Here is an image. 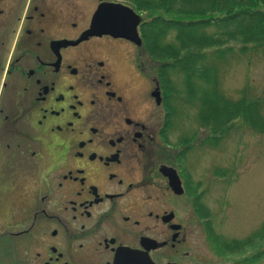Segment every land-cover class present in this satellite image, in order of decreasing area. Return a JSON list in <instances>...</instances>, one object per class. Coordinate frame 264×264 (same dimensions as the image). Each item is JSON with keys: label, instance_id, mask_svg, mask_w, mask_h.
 Wrapping results in <instances>:
<instances>
[{"label": "flooded vegetation", "instance_id": "obj_1", "mask_svg": "<svg viewBox=\"0 0 264 264\" xmlns=\"http://www.w3.org/2000/svg\"><path fill=\"white\" fill-rule=\"evenodd\" d=\"M146 20L132 0H0V242L14 250L1 262L199 264V225L215 256L230 255L216 251L191 151L169 146L176 96L143 47ZM121 65L141 88L121 82Z\"/></svg>", "mask_w": 264, "mask_h": 264}, {"label": "trees", "instance_id": "obj_2", "mask_svg": "<svg viewBox=\"0 0 264 264\" xmlns=\"http://www.w3.org/2000/svg\"><path fill=\"white\" fill-rule=\"evenodd\" d=\"M145 11L146 22L140 32L143 47L150 59L159 64L157 74L168 95H179L171 75L183 78L187 103L198 105L197 119L209 137L203 144L219 142L233 122L241 120L249 129L264 132L262 103L242 96L238 100L224 97L217 89L215 63L230 53L229 43L264 50V0H132ZM172 34V35H171ZM213 52V62L207 53ZM215 62V63H214ZM163 76V79H162ZM166 104L168 119L174 116L172 103ZM185 151L191 149L183 140ZM198 212L202 215V209ZM259 241V243H258ZM264 242V225L242 240L225 241L215 235L218 253L234 255L252 253L247 264L264 256L258 246ZM224 253V254H225Z\"/></svg>", "mask_w": 264, "mask_h": 264}, {"label": "rangeland", "instance_id": "obj_3", "mask_svg": "<svg viewBox=\"0 0 264 264\" xmlns=\"http://www.w3.org/2000/svg\"><path fill=\"white\" fill-rule=\"evenodd\" d=\"M225 47L230 48L225 60L214 62L219 93L231 100H238L242 96L259 100L264 117V50L251 47L243 50L236 43H229ZM213 55V52L207 53L211 62L214 61ZM121 68V82L133 79L132 86L137 83L134 85L135 89L142 87L129 68L123 65ZM171 78L179 95L174 99V105L172 103L175 114L169 134V146L176 152L181 150L179 140L191 139V152L186 157V166L193 171L195 177L204 175L203 188L208 185L210 189L207 205L213 214L216 234L228 241L242 240L264 225V132L257 133L237 120L217 142L218 145H201L209 134L198 124V105L185 101L182 76L173 74ZM225 169L228 172L225 179L212 175ZM188 241V250L199 264H236L238 259L253 255L245 253L242 256L235 253L230 254L227 259L215 256L200 225ZM7 243L8 241L0 242V250L13 254L14 250L10 249L9 243L8 248L4 247ZM262 250L264 251V242L260 251ZM0 264L6 263L0 260ZM249 264H264V256Z\"/></svg>", "mask_w": 264, "mask_h": 264}, {"label": "water", "instance_id": "obj_4", "mask_svg": "<svg viewBox=\"0 0 264 264\" xmlns=\"http://www.w3.org/2000/svg\"><path fill=\"white\" fill-rule=\"evenodd\" d=\"M136 24H138V21H136ZM116 26H117L118 32L123 36V38H125V39H127V40H129L131 42H134L136 45H140L141 44V41H140V38H139V36L137 34L135 26L133 27L132 31L131 30H129V31L128 30H124L123 28H121L122 25H121L120 21L117 22ZM128 256H129V264H133L132 259H135V256L133 254H130V253H128ZM116 261H117L118 264H121L120 259L119 258L117 259V257L115 259V262ZM125 264H128V262L125 263Z\"/></svg>", "mask_w": 264, "mask_h": 264}]
</instances>
